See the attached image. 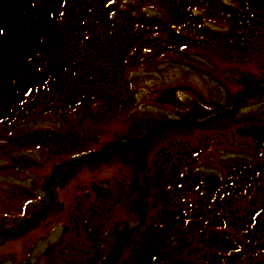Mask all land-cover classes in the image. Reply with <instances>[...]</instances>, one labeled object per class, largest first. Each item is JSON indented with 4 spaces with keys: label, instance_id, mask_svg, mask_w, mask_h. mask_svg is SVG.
Segmentation results:
<instances>
[{
    "label": "rangeland",
    "instance_id": "374dc122",
    "mask_svg": "<svg viewBox=\"0 0 264 264\" xmlns=\"http://www.w3.org/2000/svg\"><path fill=\"white\" fill-rule=\"evenodd\" d=\"M204 4L189 18L192 5L178 12L169 0H0V222L11 235L23 226L0 244V264H138L157 254L161 262L237 264L232 242L250 240L255 259L239 263L264 264V233L234 228L251 224L257 210L264 224V94L254 97L264 86V0ZM158 5L163 18L148 16ZM38 47L50 49L57 89L47 88L50 76L43 84L44 66L33 84L18 75ZM34 84L45 96L29 92ZM63 97L69 108L60 110ZM20 99L31 105L17 106ZM193 107L215 112L214 121L171 130L169 119ZM150 127L157 137L147 144ZM93 151L80 167L78 158ZM74 162V176L52 189L59 205L26 228L27 207L47 197L44 182ZM241 170L254 180L226 211L242 223L229 217L214 231L205 212L218 192L213 182ZM191 213L200 214L195 230L186 225Z\"/></svg>",
    "mask_w": 264,
    "mask_h": 264
},
{
    "label": "trees",
    "instance_id": "16d2710c",
    "mask_svg": "<svg viewBox=\"0 0 264 264\" xmlns=\"http://www.w3.org/2000/svg\"><path fill=\"white\" fill-rule=\"evenodd\" d=\"M86 1V0H85ZM170 1V3H171V9H173V10H176V11H178L179 12V10L181 9V8H183L186 4H190V5H192L191 7H190V9L187 11V15H188V17L189 18H191L190 16H192V15H195V13L197 12V8H207V7H203L202 6V4H204V3H206L208 0H169ZM198 4L200 5V6H198ZM205 5V4H204ZM85 7H83L82 6V9H84ZM164 8V7H163ZM163 8L160 6V5H158V7H157V10L156 9H153V10H151L152 12L151 13H148V16H150V17H152V18H163ZM39 18L41 19V16H39ZM62 19H67L66 18V14L65 15H63L62 17H61ZM83 20H84V18H81L80 20H78L79 21V23L81 22H83ZM47 21V20H46ZM201 22H202V20H200ZM74 23H77V22H74ZM61 24H62V22H61ZM205 25H207V24H205L204 22L202 23V26H205ZM77 26H79V27H81V25L80 24H78L77 23ZM48 27V26H47ZM65 28H66V30H65V33H67V32H69L68 31V29H69V27L67 26V22H65ZM60 32V31H59ZM76 34H78V35H82V33H80L79 31H76L75 32ZM87 40H85L86 42H87V44H90V37H85ZM53 41V40H52ZM45 50H46V53H45V51H44V53H43V51L38 47L37 48V50H36V54H35V57H34V60L33 61H30V59H28V61H22L20 64L22 65V67H21V71H19V74L18 75H21V79L25 82L26 81V83L27 84H30V83H34L35 81H36V75L38 74V72H39V70H41V67L42 66H44L45 67V71H46V77L44 78V83L43 84H45V82L47 81V78H49V76H50V78H51V81L49 82V86L47 87V88H49V87H54L55 89H57V88H59V87H55L53 84H52V77H56V80L57 79H59V70H56V71H54V73H53V71H52V62L50 61V57L48 58V54H49V50H47L46 48H45ZM32 50H30V52H31ZM29 52V51H28ZM32 53V52H31ZM1 55V54H0ZM31 56V55H30ZM58 62H61V60L60 61H53V64H55V63H58ZM23 63V64H22ZM20 64H16V65H20ZM15 65V66H16ZM25 65V66H24ZM24 66V67H23ZM56 65H54V67H55ZM11 67H14V65L13 66H11ZM1 73H2V71L0 70V78H1ZM33 74H35V75H33ZM41 84H42V82H41ZM5 85V84H4ZM35 85V84H34ZM9 86H5V90H7V88H8ZM26 87L27 86H24L23 85V93H25L26 92ZM39 87V89L38 90H36V85L33 87V88H31L32 90H33V92H31L32 94H34L35 95V97L37 98V97H42V96H45V94L46 93H44V91H42V90H47V88H43L42 86H38ZM262 87V88H261ZM261 87H259V88H257V89H259L258 91L256 90V94H255V96L254 97H258V96H260V95H262V94H264V86L262 85ZM247 89L249 88V87H246ZM18 89V88H17ZM61 89V88H60ZM246 91H249V90H245V92ZM247 94V93H246ZM23 95V94H22ZM251 96L253 97V95L251 94ZM60 98H61V96H59ZM250 97V96H249ZM23 99H20V100H18V101H16V102H14V103H16L17 104V106H19L20 104H22V103H24L25 102V104H23L24 106H22V108L23 107H26V106H30L31 104H27V102H26V100L25 101H22ZM51 101L52 100H50V101H48L45 105H50L51 104ZM67 102H68V100L66 99L65 100V98L63 97V99H58V107H59V109L60 110H62V109H66V108H69V105L67 104ZM39 103V100H37L36 99V101L35 102H33V106H35V105H37ZM62 105H64L65 107H63V108H60ZM9 108H11V107H13L14 106V104H13V102L12 103H9ZM195 106V105H194ZM57 107V106H56ZM8 108V109H9ZM43 110V112H41V115H43L44 113H46V112H49V113H53V112H56L57 113V111H56V109L57 108H54V109H49V110H47L46 108H42ZM59 109H57L58 111H59ZM192 111H190V112H187L186 114H185V117H183L182 119H180V118H174V119H172V120H170L169 118H167V117H164L165 118V120L166 119H169V121H168V124L170 125V129L171 130H183V131H186V129H193V130H198V128L200 129L201 128V124H203L205 121H206V117H208V119H207V122L209 121V122H211V121H214V119L212 118L213 117V115L214 114H216L215 112H213V111H203V110H201V108H198V107H193L192 109H191ZM219 111H221L220 109H219ZM39 114V113H38ZM203 114H204V116H203ZM225 113H222V114H219L218 113V118H221L220 119V122H219V125L220 126H222L224 123H225V121H224V119H223V115H224ZM174 120V121H173ZM162 121H164V120H161V122ZM216 124H217V122H216ZM218 125V124H217ZM139 126H141L139 123L138 124H135V127H139ZM162 127L164 126L163 124L161 125ZM134 128V127H133ZM154 127H150V128H148L147 130H145L143 133H142V139L143 138H146L145 139V141H144V143H147V144H149L150 142L151 143H153V141H154V139L157 137V136H154V133L155 132H153V131H151L152 129H153ZM165 129V128H164ZM146 132V133H145ZM157 132H161V130H159L158 129V131ZM31 136V135H30ZM129 136V135H128ZM34 137H35V135H34ZM121 141H124V139H122ZM37 142H38V140H37ZM121 144H123V143H125V142H120ZM150 143V144H151ZM138 145V143H135V144H133V145ZM131 145V144H130ZM129 145V146H130ZM132 146V145H131ZM114 147H116V145H114ZM106 149H107V147H105ZM113 148V147H112ZM125 150V149H124ZM134 150V149H133ZM108 151V150H107ZM118 151V150H117ZM100 152H102V151H100ZM103 153V152H102ZM122 153V152H121ZM120 153V154H121ZM139 153V152H138ZM95 154H99V152H95V151H93V152H90L89 154H85V155H83V156H81L80 158H78V159H80L78 162H79V164H80V167L81 166H87L86 164L89 162V160H90V158L89 157H93V156H95ZM119 154V155H120ZM140 154V153H139ZM108 155V154H107ZM118 155V156H119ZM138 155V154H137ZM135 153H133V157L131 158V160H134V159H136L135 157ZM78 162H74V165L72 164V165H68V166H66V165H62V166H66V168H59V169H56V170H54L53 171V173L51 174V176L48 178V180L46 181V182H44V184H43V188H44V191L46 192V194H47V197L45 198V199H40L39 200V202L37 203V204H35V205H32V208H28V207H30L31 205H29L28 207H27V209H26V217H28V220L27 221H25L24 222V225H26V228L27 227H29V229H32V228H35L33 225H36L40 220H42L41 218H40V216L42 215V217H46V216H50L51 215V213H52V210H51V208L53 209L56 205H59L58 203H56V201L54 200V193H53V188L54 187H56V188H58V189H62L67 183H68V181L74 176V169H75V167L77 166V163ZM130 164L131 165H133L131 162H130ZM67 170V171H66ZM144 170L145 171H147V169L146 168H144ZM145 176H147V174L145 175ZM253 177H254V173H246V172H244L243 173V175H242V178H243V182H244V184H243V186L244 185H249L250 183H252L253 182ZM59 178H61V180H62V182L60 183V181H58V179ZM52 181V182H51ZM242 186V187H243ZM54 206V207H53ZM35 211V213L33 214V215H30V213L31 212H34ZM180 214V213H179ZM259 214V212H258V210H257V215ZM232 216L231 217H233V219H235L234 221H237V223H242V221H241V216H239V215H233V214H231ZM202 216H204V214L203 215H201L200 216V220H201V222L203 221L202 220ZM236 217L238 218V220H236ZM180 218H183V216H180ZM253 218H255V216L253 217ZM253 218H251V224H252V222L253 221H255V219H253ZM191 219H192V217H191ZM190 219V220H191ZM184 221V220H183ZM256 223V222H255ZM258 223V225H259V222H257ZM190 224V221H189V223L188 224H186L187 226ZM0 227H2V228H0V230L2 229V234L0 235V244H3V243H5V242H7V241H11V240H14V239H16L17 238V236L16 235H19L20 233L19 232H21L22 231V227L23 226H20L18 229H20L19 231H18V233H15L14 235H11L10 233H6V232H4L5 231V225L3 226V223H1L0 222ZM22 225V224H21ZM246 226V225H245ZM4 227V228H3ZM31 227V228H30ZM198 231L199 230H201V229H197ZM258 233H260L261 235L264 233V231H257ZM202 235V234H201ZM201 235H198L197 237L198 238H204V236H201ZM172 238H174V236L172 237ZM4 240V241H3ZM257 242V241H256ZM175 243H177V242H175V240H172V241H170V244H171V246H173V244H175ZM156 263V262H155ZM156 264H162L161 262H157ZM163 264H165V263H163ZM168 264V263H167Z\"/></svg>",
    "mask_w": 264,
    "mask_h": 264
},
{
    "label": "flooded vegetation",
    "instance_id": "af4514ba",
    "mask_svg": "<svg viewBox=\"0 0 264 264\" xmlns=\"http://www.w3.org/2000/svg\"><path fill=\"white\" fill-rule=\"evenodd\" d=\"M30 93L33 92V90L29 91ZM244 171H235L230 173V176L227 179H217L215 182H213L215 185L211 188V189H217L218 192H216V194L213 193H209V195L207 196V200H206V213L209 216V218L211 219V221L216 222V224H210L211 228H214L213 230L216 231L217 229H219V227L221 226L222 229L225 228V222H227V219L229 220V217H231L233 215L236 214V212L234 213H230L227 212L226 210L230 208L228 202H231L232 198L237 197L240 193L239 191H237L238 189H242V186L244 184L243 182V175ZM246 173H253V171H246ZM237 191V192H236ZM204 212V215H205ZM252 217L255 216V221L252 222V224L249 225H242V226H238V225H234V228L236 231H240L243 228L249 233V232H257V231H264V224L258 225V219L259 216L262 215V213L257 216V211H255L254 213L251 214ZM195 216L198 217L200 216L199 213L195 214V213H191V217L192 219L190 220V224L188 225V228H191L193 230H195L198 225H196L194 223V219ZM264 217V214H263ZM183 221V220H182ZM231 221V220H230ZM256 222V223H255ZM264 223V222H263ZM15 228V227H14ZM207 228V227H206ZM218 230V231H220ZM2 230H0L1 232ZM205 232H208V230H205ZM2 234V232L0 233V235ZM12 234H14V231H12ZM204 235H208V234H204ZM208 243V242H206ZM219 243H223V242H219ZM259 244H263L261 242H258ZM209 244H212L213 247L215 246H219L217 247L219 250H225L227 251V247L225 244H220L217 245L218 242L216 241H209ZM233 247H232V253L239 255L238 257V263L242 261V259H244L247 256V259L249 260H254L255 258H253V254H254V247L253 245H256V241L254 240H250L249 242H232ZM260 248L264 249V246H259ZM256 247V248H259ZM226 248V249H224ZM193 253V252H192ZM195 253V252H194ZM257 253V252H256ZM191 255V252L189 253V256ZM157 257V258H156ZM156 257H153L152 260H148L147 258H142L141 260L138 261V264H156V261H160V256L157 254ZM158 259V260H157ZM228 259V257H227ZM186 260V258H185ZM231 260V259H230ZM165 261L168 264H181L183 263L182 260L179 261H174V259H169V261L165 258ZM156 262V263H155ZM166 262H161L162 264ZM189 263V261H185V263ZM223 264H229L228 262H224Z\"/></svg>",
    "mask_w": 264,
    "mask_h": 264
}]
</instances>
